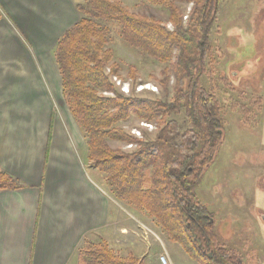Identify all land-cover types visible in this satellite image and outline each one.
<instances>
[{
	"label": "trees",
	"instance_id": "1",
	"mask_svg": "<svg viewBox=\"0 0 264 264\" xmlns=\"http://www.w3.org/2000/svg\"><path fill=\"white\" fill-rule=\"evenodd\" d=\"M146 1L166 10V22L133 13L120 0H86L76 5L78 22L56 43L53 57L63 97L83 136L86 161L118 202L144 212L196 264H243V254L219 240L213 214L196 194L223 141V106L215 90L203 84L213 64L209 35L221 0ZM187 5L191 7L184 22L182 6ZM104 22L117 26L125 44L164 66L155 82L166 96L172 80L170 101L135 94L134 66L126 74L130 93L119 91L113 78L124 79L122 67L108 47L111 31ZM231 108L243 125H257L258 107L250 110L234 103ZM130 119L152 124V138L125 131L121 124ZM109 142L134 148L113 149ZM22 188L0 169V192ZM77 264L143 262L132 254L118 256L103 239L85 238Z\"/></svg>",
	"mask_w": 264,
	"mask_h": 264
},
{
	"label": "crops",
	"instance_id": "2",
	"mask_svg": "<svg viewBox=\"0 0 264 264\" xmlns=\"http://www.w3.org/2000/svg\"><path fill=\"white\" fill-rule=\"evenodd\" d=\"M76 5L0 0V169L23 186L0 192V264H77L83 240L109 224L110 199L89 176L53 57L80 18Z\"/></svg>",
	"mask_w": 264,
	"mask_h": 264
},
{
	"label": "rangeland",
	"instance_id": "3",
	"mask_svg": "<svg viewBox=\"0 0 264 264\" xmlns=\"http://www.w3.org/2000/svg\"><path fill=\"white\" fill-rule=\"evenodd\" d=\"M73 1L85 4L86 0ZM120 1L133 13L151 14L161 22L167 20L164 8L146 0ZM190 7L182 6L184 22ZM214 23L209 35L214 50L213 64L208 67L203 84L215 90L223 106V141L212 164L203 173L196 194L213 214L215 233L224 246L239 250L244 256L243 264H264V0H221ZM104 24L111 31L108 47L122 67L124 79L113 78L119 91L130 93L131 82L126 74L128 66H134L137 71L135 94L170 101L172 80L166 96L155 82L161 78L164 66L125 44L116 25ZM258 100L260 104L256 103ZM234 103L250 110L258 107L257 125H243L238 112L231 108ZM254 103L257 105L253 106ZM178 120L180 122L181 118ZM121 126L139 139L152 138L155 133L152 124H142L135 119ZM143 133L148 136L143 137ZM109 145L124 151L134 148L117 142H109ZM81 154H85V150ZM88 167L89 176L108 195L111 205L105 232L100 237L88 238L89 241L103 239L118 256L132 254L143 264H147V258L154 262L163 254L177 264H196L177 244L170 242L144 212H133L118 202L101 177Z\"/></svg>",
	"mask_w": 264,
	"mask_h": 264
},
{
	"label": "built area",
	"instance_id": "4",
	"mask_svg": "<svg viewBox=\"0 0 264 264\" xmlns=\"http://www.w3.org/2000/svg\"><path fill=\"white\" fill-rule=\"evenodd\" d=\"M158 261L160 264H171L165 254L159 256Z\"/></svg>",
	"mask_w": 264,
	"mask_h": 264
},
{
	"label": "flooded vegetation",
	"instance_id": "5",
	"mask_svg": "<svg viewBox=\"0 0 264 264\" xmlns=\"http://www.w3.org/2000/svg\"><path fill=\"white\" fill-rule=\"evenodd\" d=\"M264 220V219H263Z\"/></svg>",
	"mask_w": 264,
	"mask_h": 264
}]
</instances>
